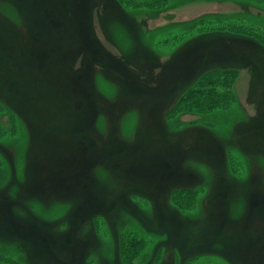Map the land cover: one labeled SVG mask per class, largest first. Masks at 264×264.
Returning a JSON list of instances; mask_svg holds the SVG:
<instances>
[{"label":"rangeland","instance_id":"1","mask_svg":"<svg viewBox=\"0 0 264 264\" xmlns=\"http://www.w3.org/2000/svg\"><path fill=\"white\" fill-rule=\"evenodd\" d=\"M138 1L0 0V264H264V0Z\"/></svg>","mask_w":264,"mask_h":264},{"label":"trees","instance_id":"2","mask_svg":"<svg viewBox=\"0 0 264 264\" xmlns=\"http://www.w3.org/2000/svg\"><path fill=\"white\" fill-rule=\"evenodd\" d=\"M141 3L142 2H140V1H138V0H125V2H124V4H128V5H132V6H136V5H141ZM217 71H229V72H231V70H229V69H225V68H223V69H221V68H219V69H216V70H213V71H210V72H208V73H206L203 77H202V82H205V81H207V79L208 78H210V77H213V72H217ZM192 89H194V87H192L191 89L189 88L188 89V92H186L187 94L186 95H184V96H192V97H195L196 95H197V92H195V91H197L198 89H194V90H192ZM192 90V91H191ZM190 91H191V93L193 94V92H194V94L192 95V94H190ZM201 90H199L198 91V93L200 92ZM200 93H202V92H200ZM184 96H183V98H184ZM182 98V99H183ZM182 99H181V101H182ZM185 99V98H184ZM181 101H179L178 102V104L179 103H181ZM177 104V105H178Z\"/></svg>","mask_w":264,"mask_h":264}]
</instances>
